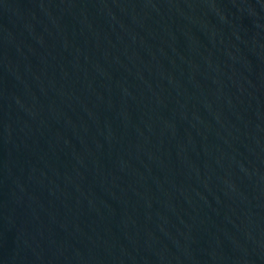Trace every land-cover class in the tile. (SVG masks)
<instances>
[{"label": "water", "instance_id": "95a60500", "mask_svg": "<svg viewBox=\"0 0 264 264\" xmlns=\"http://www.w3.org/2000/svg\"><path fill=\"white\" fill-rule=\"evenodd\" d=\"M0 264H264V0H0Z\"/></svg>", "mask_w": 264, "mask_h": 264}]
</instances>
